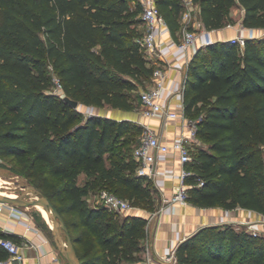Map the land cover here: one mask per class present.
Wrapping results in <instances>:
<instances>
[{"label":"trees","instance_id":"16d2710c","mask_svg":"<svg viewBox=\"0 0 264 264\" xmlns=\"http://www.w3.org/2000/svg\"><path fill=\"white\" fill-rule=\"evenodd\" d=\"M156 1L179 41L184 0ZM193 1L209 30L227 25L236 6L244 8L245 26L264 29V0ZM141 12L137 0H0V158L16 159L28 178L40 177L36 185L65 217L81 264L143 261L147 218L121 217L87 200L100 187L155 208L157 188L137 174L136 147L132 154L117 151L130 129L143 126L85 115L64 99L126 111L141 104L155 69L141 46ZM55 77L63 95L55 92ZM184 98L186 114L200 118L201 140L188 163V200L264 215V36L243 47L231 39L200 46ZM0 236L13 238L1 230ZM176 256L178 264H264V233L243 224L206 225L178 244ZM0 264H12L2 246Z\"/></svg>","mask_w":264,"mask_h":264},{"label":"crops","instance_id":"0c3cea01","mask_svg":"<svg viewBox=\"0 0 264 264\" xmlns=\"http://www.w3.org/2000/svg\"><path fill=\"white\" fill-rule=\"evenodd\" d=\"M197 12L192 21L194 29L199 33L200 39L188 50L178 47V40L173 37L170 30L161 36L164 55L150 62L156 66L166 69V83L168 88L163 95V102L171 104L174 109H181L184 96L179 92L185 85L188 60L192 58L201 41L208 37L212 41L229 39L237 34H247V26L243 24L244 8H241V17L237 22L225 25L218 29H207L200 17V8L196 3ZM235 13L232 12V16ZM182 35L178 34L179 38ZM152 83L149 84V86ZM172 90V91H171ZM118 110V109H117ZM117 114V111H113ZM131 117L137 118L140 124L146 123L153 127L163 141L172 142L186 129L182 117L166 118L161 115L146 117L143 115L142 106L140 111H126ZM115 113L104 114L118 118ZM103 114V113H102ZM198 146V145H194ZM195 148V147H193ZM157 167L160 173L152 182L157 188L156 203L153 210L130 211L147 218L144 242L143 260L150 264H178L176 248L178 244L197 231L199 228L213 224L254 225L264 233V215L254 209L237 206L226 208L221 205L201 206L191 201L186 203L169 199L174 194L179 184V172L181 163L179 152L171 150L160 153L157 159ZM31 207H34L32 205ZM263 222V223H262ZM0 230L13 236L14 240L22 246L29 262L39 260L41 264H68L67 259L59 251L53 235L49 233L47 225L40 223L30 210L23 206L6 204L0 211Z\"/></svg>","mask_w":264,"mask_h":264},{"label":"built area","instance_id":"2783aa9c","mask_svg":"<svg viewBox=\"0 0 264 264\" xmlns=\"http://www.w3.org/2000/svg\"><path fill=\"white\" fill-rule=\"evenodd\" d=\"M142 6V20L145 26V34L141 39V46L149 60H153L159 56H163V48L161 36L165 31L170 30L169 25L162 15L156 0H138ZM185 10L182 14V35L177 45L182 50H188L200 39L199 33L190 28L192 21L197 12L196 3L193 0H184ZM248 33L237 34L230 37L232 41L240 43L242 46L248 38H256L264 36V29L254 27L246 28ZM201 41L200 45H206L212 40L208 37ZM191 59L188 60L190 62ZM166 69L162 66H156L153 72L152 84L141 90V106L143 115L146 117H154L157 115L164 116L168 119L182 117L185 121L186 129L179 136L174 138L172 142L163 141L156 130L151 125L143 123V131L140 135V142L134 150V157L138 162L137 174L146 179H155L160 173L157 167V159L160 153H167L171 150L179 152L181 168L179 172V184L169 199L171 202H188V189L190 184L187 177L192 174L188 163L192 159V150L194 145H200L201 140L198 137V123L200 118H191L186 114L185 101L183 99L182 108L174 109L171 104L163 102L164 92L169 89L166 83ZM55 92L63 95V88L59 79L55 77ZM170 90V89H169ZM172 91V90H171ZM184 96V88L179 92ZM100 201L110 209L119 212L128 213L135 209L130 202L117 195L116 193L102 189L99 192ZM6 204L0 203V211H3ZM250 228L255 229L254 223L248 224ZM257 232V231H254ZM0 246L6 249L11 257V263L16 259V264H41L39 260L29 262L22 246L11 237L0 236ZM139 264H150L149 261H141Z\"/></svg>","mask_w":264,"mask_h":264},{"label":"rangeland","instance_id":"374dc122","mask_svg":"<svg viewBox=\"0 0 264 264\" xmlns=\"http://www.w3.org/2000/svg\"><path fill=\"white\" fill-rule=\"evenodd\" d=\"M138 1V0H137ZM131 4L134 6L136 4V1H132ZM241 6H236L233 7L232 12L235 13L234 16L230 17V22L228 24L237 22L239 18L241 17ZM142 13V12H141ZM142 15V14H140ZM142 17V16H141ZM144 24V23H143ZM142 24V27H143ZM227 24V25H228ZM192 25V23H191ZM193 26V25H192ZM194 29V28H193ZM145 34V32H144ZM239 46L243 47L240 43ZM140 88H145V85L140 86ZM140 92V89H139ZM139 101V97H138ZM79 108L84 112L85 115H90L92 113H103V114H109L110 113H115L113 111H117V117L119 119H129L133 121L134 123L140 125V122L137 118L131 117L126 110L123 109H118V108H112L109 105L103 106V107H98V106H85L84 104H80ZM118 109V110H117ZM135 111H140V105L138 102V106L135 109ZM142 125V124H141ZM143 128L138 130L137 128H132L130 131L126 134V137L122 139L119 147L117 148V151H124L127 150L129 153L132 154L134 148L139 142V135L141 134ZM24 165L19 163L16 159L11 158V157H2L0 158V177L1 178H8V183L6 185L2 186L0 185V192L4 195L8 196H16L22 191H24V186L28 184H35L40 179V177L37 178H28L23 174L24 171ZM43 169V168H41ZM86 179V175L82 173L79 177V181L82 183ZM57 181V180H55ZM6 186V187H5ZM101 188L97 187L95 190H93L87 197V200L90 204H101L102 202L100 201L99 198V192ZM128 200V199H127ZM132 206H135L134 211H138L139 213L143 212V210H149L146 208V206H138L134 205L130 200H128ZM59 204V202H58ZM23 209L30 210V213L36 217L38 221H40L41 224L47 225L49 228V233L52 235V232L50 230V224L47 223L42 215V213L35 207H23ZM126 213L125 212H119V215L123 217ZM264 222V221H263ZM262 222V223H263ZM248 228L252 231H257V232H263L256 226L253 228H250L249 225L247 224Z\"/></svg>","mask_w":264,"mask_h":264},{"label":"water","instance_id":"95a60500","mask_svg":"<svg viewBox=\"0 0 264 264\" xmlns=\"http://www.w3.org/2000/svg\"><path fill=\"white\" fill-rule=\"evenodd\" d=\"M64 99L71 103L74 107L79 106V101L68 95H65ZM0 203L14 204L23 207L32 205L45 206L49 212L51 221L50 229L59 251L67 259L68 264H81V258L78 254L73 236L65 217L53 200L40 187L35 184H28L24 186V191L16 196L0 194ZM16 263L17 260L14 259L13 264Z\"/></svg>","mask_w":264,"mask_h":264},{"label":"bare ground","instance_id":"6f19581e","mask_svg":"<svg viewBox=\"0 0 264 264\" xmlns=\"http://www.w3.org/2000/svg\"><path fill=\"white\" fill-rule=\"evenodd\" d=\"M6 183H8V178H1L0 177V185L4 186V185H6ZM0 194H2V193L0 192ZM24 207H31V206H24ZM34 207L37 208L42 213L45 221L51 225L49 212H48L47 208L45 206H42V205H37Z\"/></svg>","mask_w":264,"mask_h":264}]
</instances>
